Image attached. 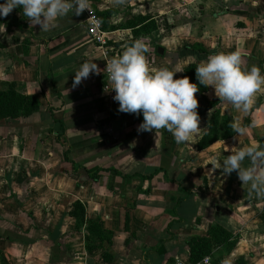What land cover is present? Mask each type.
<instances>
[{
  "label": "crops",
  "instance_id": "0c3cea01",
  "mask_svg": "<svg viewBox=\"0 0 264 264\" xmlns=\"http://www.w3.org/2000/svg\"><path fill=\"white\" fill-rule=\"evenodd\" d=\"M90 7L109 12L105 45L91 39L81 14L48 31L20 8L0 17V90L12 84L39 102L28 115L0 118V264L191 263L190 240L209 238L217 225L233 248L212 245L196 263L264 264V194L249 195L235 171L224 175L210 163L264 144V89L246 113L211 86L197 92L198 105L202 97L217 101L199 115L202 137L215 109L219 132L225 118L243 129L203 147L200 137L178 144L164 129L138 132L143 115L118 111L114 91L101 89L105 57L136 39L148 44L154 68L238 49L245 66L264 73V0H91ZM139 16L154 27L136 33L139 25L126 23ZM85 61L99 71L72 87Z\"/></svg>",
  "mask_w": 264,
  "mask_h": 264
},
{
  "label": "clouds",
  "instance_id": "9594fccd",
  "mask_svg": "<svg viewBox=\"0 0 264 264\" xmlns=\"http://www.w3.org/2000/svg\"><path fill=\"white\" fill-rule=\"evenodd\" d=\"M111 2L119 4L123 0ZM90 4L91 0H3L0 2V17L20 8L32 26L38 25L40 30L48 31L55 27L59 18L70 12L75 15L84 10L90 12ZM5 32V24L0 23V35ZM148 52V44L136 39L125 47L122 54L106 63L110 82L108 90L114 91L112 98L118 102V111L143 115L138 132L164 129L178 144L196 143V138H202L204 130L199 126L197 83L190 82L187 76L174 79V75L183 72L186 65L151 67L146 56ZM242 56L238 49L210 55L195 67V74L200 85L211 86L220 100L246 113L254 95L264 89V73L256 65L245 66ZM98 71L93 61L83 62L74 73L72 87ZM231 127L238 134L243 131L238 124ZM246 159L249 162L247 167L244 166ZM210 163L214 169H221L224 175L235 171L241 184L248 186L249 195L252 192L264 194V144H250L227 155L222 163L216 159Z\"/></svg>",
  "mask_w": 264,
  "mask_h": 264
},
{
  "label": "trees",
  "instance_id": "16d2710c",
  "mask_svg": "<svg viewBox=\"0 0 264 264\" xmlns=\"http://www.w3.org/2000/svg\"><path fill=\"white\" fill-rule=\"evenodd\" d=\"M19 8H15L14 11L18 10ZM139 18V22H134L130 24L131 26H138L136 33L139 32H146L154 27V22L151 21V23L148 24H142L144 20H147L148 18H144L142 16L137 17ZM150 25V26H149ZM103 26V25H102ZM147 28V29H146ZM189 49H194L191 45H185L184 46V53H194ZM199 52V51H198ZM198 54V55H197ZM196 56L198 59H201L202 53H197ZM207 56L206 54H204ZM197 64L193 63L190 64L185 70L182 75L187 76L192 83H197L199 87L198 92H202L205 89L204 85H200L199 82L196 79L195 74V67ZM217 101H209L205 97H202V99L199 102L197 112L199 115H201L206 110L216 106ZM39 108V102L34 97L29 96H22L15 92L14 86L12 84H9L6 86L5 89L0 90V118H15L20 115H28L33 111H36ZM218 115L219 110L215 109L212 113V116L209 120V130L204 134L202 137L199 147H203L204 145H207L217 139V137H230L232 135V129L230 125L229 118L223 119V127L224 131L219 132L218 131ZM94 223V222H93ZM209 238H192L190 240V247H191V254H190V260L191 262H197L199 261L205 254L210 253V249L213 246L216 245H224L223 252L228 253L235 244V239L232 237L230 233L227 231L225 232L220 226H213L210 228L209 231ZM222 253H220L221 256ZM219 257V256H218ZM221 259L218 258L215 262H219Z\"/></svg>",
  "mask_w": 264,
  "mask_h": 264
},
{
  "label": "built area",
  "instance_id": "2783aa9c",
  "mask_svg": "<svg viewBox=\"0 0 264 264\" xmlns=\"http://www.w3.org/2000/svg\"><path fill=\"white\" fill-rule=\"evenodd\" d=\"M81 15L84 18V23L86 25V30L87 33L89 34V36L91 37V39L99 44L100 46L105 45L106 44V32L102 26V22L101 20L98 18V16L96 15V13L94 12V10L90 7V12L88 10H84L83 12H81ZM109 61V58L105 57V64L103 66V79H102V86L101 89L104 92H111L112 90H108L110 89V82L108 80V74L105 70L106 67V63ZM108 90V91H105ZM209 261V258L206 257L203 259L202 263H195V264H204L207 263ZM175 264H191L190 262H185L183 260H176Z\"/></svg>",
  "mask_w": 264,
  "mask_h": 264
},
{
  "label": "rangeland",
  "instance_id": "374dc122",
  "mask_svg": "<svg viewBox=\"0 0 264 264\" xmlns=\"http://www.w3.org/2000/svg\"><path fill=\"white\" fill-rule=\"evenodd\" d=\"M94 12L98 16V18L101 20L104 30L105 29L107 30L109 28V17H108L109 12H103L101 14H99L98 12H96V10H94ZM139 21H140L139 18L132 17V18L129 19L128 23H126V24H132L134 22H139ZM191 263L195 264L196 262H191Z\"/></svg>",
  "mask_w": 264,
  "mask_h": 264
}]
</instances>
